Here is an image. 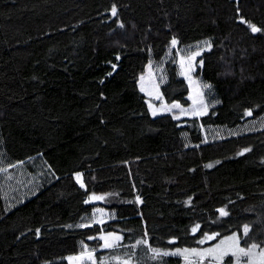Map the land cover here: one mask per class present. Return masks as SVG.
Segmentation results:
<instances>
[{
  "label": "trees",
  "instance_id": "trees-1",
  "mask_svg": "<svg viewBox=\"0 0 264 264\" xmlns=\"http://www.w3.org/2000/svg\"><path fill=\"white\" fill-rule=\"evenodd\" d=\"M173 39H210L193 77L220 103L199 118L154 116L138 88ZM169 77L162 101L189 106L174 64ZM263 114L264 0H0V264H68L79 242L95 247L97 264L182 263L131 247L142 239L168 251L239 232L243 245L264 246V129L202 136ZM92 195L105 198L85 203ZM95 206L116 218L64 227ZM108 233L122 246L89 239Z\"/></svg>",
  "mask_w": 264,
  "mask_h": 264
},
{
  "label": "rangeland",
  "instance_id": "rangeland-1",
  "mask_svg": "<svg viewBox=\"0 0 264 264\" xmlns=\"http://www.w3.org/2000/svg\"><path fill=\"white\" fill-rule=\"evenodd\" d=\"M207 42V44L205 43ZM208 44L210 43V39H203L201 41L196 42L195 44H190L184 47H178L177 44L175 47H172V44H168L166 48V52L164 57L162 58L161 61L155 62L152 58H150V61L145 69V73L139 77L138 80V88L139 91L146 97V101L149 107V104H151L153 107L150 108V113L152 114L153 110L155 109L157 111L156 115H163V114H171L175 117H195L196 115H192V109L197 108L200 111L205 110L206 106V111L217 104L220 103V98L219 95L214 91L213 87L211 88H203L204 84H208L206 81L203 79H195L193 77V72L194 71H189V68L192 67L194 70L199 67L200 61L198 60L199 56L206 51L209 47ZM199 52L200 55L195 56V53ZM195 56L194 60L189 59L190 57ZM171 64H174L175 68V74L176 77L184 78L186 82L189 85V101L190 105L189 106H182L178 102H173V103H164L160 97V87L167 82H169L170 77H169V67ZM183 64V66H182ZM182 72L184 74H182ZM144 77L143 81H141V77ZM141 84H143L144 91H141ZM198 92L203 93V105H201L199 102L197 104H193V100H200V97L197 95ZM160 97V98H157ZM191 97V98H190ZM178 104L180 107L179 108H171L170 111L166 110L170 108L172 105ZM185 110L188 114H182L181 110ZM153 115V114H152ZM199 116V115H198ZM202 116V115H200ZM264 129V114L259 117L257 120L250 121L245 124L238 125L234 128H230L227 126H206L202 128V136H204L205 141L208 143L215 141L216 139H226V138H231L235 137L241 134L245 133H250L253 131H258ZM183 144L184 145H190L189 143V138L186 133L183 134L182 137ZM205 143V142H204ZM76 178V176H75ZM80 185V184H79ZM219 217L222 218L224 216H221L219 213ZM116 218V211L115 210H107L104 209L100 206H95L90 212L84 213L80 216L79 219L70 221L68 224H66L64 227L66 229L74 230V229H80L81 227H77V225L80 224H101L102 222L105 221H110L112 219ZM71 226V227H69ZM249 227V226H248ZM244 228V227H243ZM243 228H242V233H243ZM114 234V233H113ZM233 234H237L239 236V232H234L230 235L220 237V238H215L213 240H207L205 243L200 244L195 247H176L173 249H170L168 251H174L177 248L184 249V248H196V249H207L209 247H213L216 244L219 243L221 239H226V237L231 236ZM104 235V234H102ZM119 235V234H116ZM211 235V234H209ZM120 236V235H119ZM205 236V235H204ZM204 236L201 238L203 239ZM200 239V240H201ZM102 241V240H101ZM104 241H102L103 245ZM120 243V241H119ZM79 249L80 253L82 250H84L85 246H87V250L93 253L95 252V247L88 245L87 243L79 242ZM252 245V244H251ZM248 245V246H251ZM241 247H244L245 245L240 244ZM227 247V243L225 245ZM103 248V247H102ZM76 255V256H78ZM179 257L182 260L181 264H185V260L183 256H176ZM70 257H75V256H70ZM227 257H232L231 255ZM225 257V258H227ZM68 258V257H67ZM66 258V261L68 264H92V261L85 258L80 261H72L70 262ZM233 258L234 263L236 264L235 258ZM205 264H208L207 261H205ZM215 264V262H213ZM241 264H247V259L244 258L241 260Z\"/></svg>",
  "mask_w": 264,
  "mask_h": 264
},
{
  "label": "snow or ice",
  "instance_id": "snow-or-ice-1",
  "mask_svg": "<svg viewBox=\"0 0 264 264\" xmlns=\"http://www.w3.org/2000/svg\"><path fill=\"white\" fill-rule=\"evenodd\" d=\"M112 15L115 16L117 14V9L115 6L112 7L111 9ZM242 23H247L248 27L250 28L252 33H257L260 32L261 29L255 26L254 24L244 21L243 18H241ZM123 25H121L122 27ZM207 44V42H205ZM172 47H175L177 44V41L173 39L171 41ZM208 47L210 48L211 45L208 44ZM200 55L199 52L195 53V56ZM195 56L190 57L189 59L194 60ZM119 59V57H117ZM183 66V64H182ZM113 68L115 69V65H113ZM189 71H194V68L190 67ZM111 73H109L110 75ZM182 74H184L182 72ZM144 77H141V81H143ZM203 88H211V85L204 84ZM141 91H144L143 84H141ZM197 95L200 97V100H193V104H197L198 102L203 105V93L198 92ZM160 98V97H157ZM191 98V97H190ZM149 107L152 108L153 106L149 104ZM180 106L178 104L172 105L170 108L166 109L168 111L171 110V108H179ZM182 114H188L185 110H181ZM206 113V106L204 111H200L197 108L192 109V115H204ZM152 114L155 116L157 114V111L154 109ZM246 115H251V112H246ZM174 119H179V117H173ZM244 151H248V149H245ZM243 153H241L242 155ZM206 167L211 168L213 167L212 164L206 165ZM76 182L80 184V187L83 188L85 187L84 183L82 182V177L81 174L77 173L76 174ZM105 197L103 196H96L92 195L89 197V200H86L85 203H89L90 201L94 200H103ZM137 202H140V198H136ZM218 212L220 213L221 216L227 215V212L224 209H218ZM102 223V221H101ZM92 225L90 224H80L77 225V227H91ZM71 227V226H69ZM200 228V225L197 224L192 228V233L195 234ZM250 229L246 225L243 228V235L244 237H247ZM37 235H39V230H37ZM218 234H205L204 238L199 240V244L205 243L207 240H213L216 238ZM89 239H99L104 241L102 247L106 249H112L118 246H122L119 244V241L121 240V236L113 234V233H108L104 235H100L99 237H89ZM241 239L242 237L233 234L231 236L226 237V239H221L218 244H216L213 247H209L207 249H196V248H184L180 249L177 248L174 251H167V250H161L156 247H151L148 245L147 239H142V240H137L135 244H133L131 247L135 249L138 245H145L150 253H152V256L150 257L152 260H162L163 257L167 256H183L185 260V264H205V261L208 262V264H223L225 257L231 255L232 257L235 258L236 264H241V260L246 258L247 259V264H264V246H261L260 244L253 243L251 246H248L245 243L244 247H241ZM175 241H169V243H174ZM227 243V247H225ZM89 259L92 261V264H97L96 259L93 256V253L87 250V246H85L84 250L80 253V255L75 256V257H68L67 259L72 262V261H80L83 259ZM118 261L121 260L120 257H115ZM99 264H105L104 260H100ZM122 264H129V261L127 259L122 261Z\"/></svg>",
  "mask_w": 264,
  "mask_h": 264
},
{
  "label": "crops",
  "instance_id": "crops-1",
  "mask_svg": "<svg viewBox=\"0 0 264 264\" xmlns=\"http://www.w3.org/2000/svg\"><path fill=\"white\" fill-rule=\"evenodd\" d=\"M195 117H201L200 115L198 116V115H196ZM217 140V139H216ZM219 140V139H218ZM203 141L205 142V143H207L206 141H205V139H204V136H203ZM209 142V141H208ZM190 143V142H189ZM186 146H188V144L186 145ZM121 241V240H120Z\"/></svg>",
  "mask_w": 264,
  "mask_h": 264
}]
</instances>
